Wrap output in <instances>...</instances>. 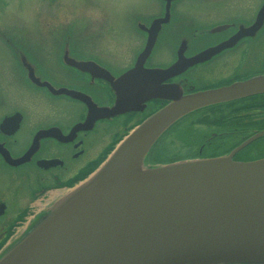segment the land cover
Segmentation results:
<instances>
[{
  "label": "flooded vegetation",
  "instance_id": "flooded-vegetation-1",
  "mask_svg": "<svg viewBox=\"0 0 264 264\" xmlns=\"http://www.w3.org/2000/svg\"><path fill=\"white\" fill-rule=\"evenodd\" d=\"M156 1L161 13L138 19L133 26L145 36L149 28L158 31L157 39L148 49L145 45L134 57L133 64L121 71L79 54L72 40L70 45L66 40L64 44L61 41L55 49L59 55L47 61L37 60L22 45L13 49L11 67L29 87V92L51 103L64 102L76 107L78 112L68 125L58 117L43 121L41 114L33 121L28 118L26 105H7L0 98V171L12 175L11 184L18 194L13 209L0 194V203L4 206L0 212V221L4 222L0 248L15 222L34 219L47 199V202L53 201L103 162L110 153L103 152L107 147L90 151L86 146L97 134L99 125L109 126L117 120L122 125H131L138 120L137 125L170 102L168 98L153 96L152 89L174 87L187 95L264 75V0H256L255 4V0H247L245 10L222 12L214 21L191 20L198 24L168 46L171 62L166 66H152L150 59L158 49L162 29L177 20L176 9L188 0ZM157 70L170 71L160 75L162 79L157 82L155 76L160 74ZM256 103L264 104V94L208 106L185 117L183 120L200 113L219 112V117L211 123L216 131L202 136L198 149H188L185 154L166 161L231 153V159L238 162L264 158V108L250 112L243 109ZM131 126L130 129L135 125ZM48 193V198L36 210L29 211ZM5 223L11 225L5 228Z\"/></svg>",
  "mask_w": 264,
  "mask_h": 264
},
{
  "label": "water",
  "instance_id": "water-1",
  "mask_svg": "<svg viewBox=\"0 0 264 264\" xmlns=\"http://www.w3.org/2000/svg\"><path fill=\"white\" fill-rule=\"evenodd\" d=\"M169 71L157 70V82ZM256 94H264V75L187 95L152 89L170 102L32 221L0 254V264H264V158L236 162L231 153L144 162L182 117Z\"/></svg>",
  "mask_w": 264,
  "mask_h": 264
},
{
  "label": "rangeland",
  "instance_id": "rangeland-1",
  "mask_svg": "<svg viewBox=\"0 0 264 264\" xmlns=\"http://www.w3.org/2000/svg\"><path fill=\"white\" fill-rule=\"evenodd\" d=\"M246 1L188 0L184 2L185 4L176 9L179 13L177 20L162 29L158 37L160 41L158 49L155 53L153 51L150 64L168 65L172 60L171 49L168 46H171L178 37L190 33L189 29L197 25V22L214 21L215 16L222 12L234 13L245 10ZM256 2L255 0L253 4ZM156 3V0H0L1 100L7 105H26L25 110L29 120L37 121L41 114L43 121L58 117L64 125H68L75 118L78 109L64 102H48L40 95L29 92L27 90L29 87L11 67V57L15 55L13 49L22 45L25 47L23 50L37 60L41 61L42 58L47 61L50 57L59 55V50L55 49L61 41L64 44L66 40L70 45L72 40L79 54L83 53L90 56L89 58L104 62L115 71H121L124 67L133 64L134 57L144 49L146 39L151 37L153 30L150 28L145 36L144 33L137 32L134 26L138 19L145 20L161 13L159 12L161 6ZM206 12L209 15L205 16ZM52 75L55 76L53 73ZM217 117L219 112L212 111L179 121L169 131L160 135L155 146L151 148L148 158L151 162H161L185 154L188 149H198L202 136L207 137L216 131L211 123ZM115 122L109 126L97 127V134L86 143L90 151H98L102 147H107L106 151L103 150L105 153L112 151L111 149L138 126L136 125L138 120L132 123L135 125L133 129H130L132 124L122 125L120 120ZM118 135L120 137L115 142H110ZM11 176L9 172L0 171L1 198L13 209L18 194L11 184ZM49 194L42 200L40 198L35 206L32 208L29 206L27 210L29 208H31L29 211L36 210ZM47 201L44 202L43 208L47 207ZM22 221L23 219L15 222L10 231L19 227ZM0 222L1 233L4 222ZM10 225L5 223V228Z\"/></svg>",
  "mask_w": 264,
  "mask_h": 264
},
{
  "label": "trees",
  "instance_id": "trees-1",
  "mask_svg": "<svg viewBox=\"0 0 264 264\" xmlns=\"http://www.w3.org/2000/svg\"><path fill=\"white\" fill-rule=\"evenodd\" d=\"M257 108H261V109L264 108V104L256 103L254 105L248 106V107L243 108V109H245L246 111L250 112L252 109H257ZM248 112H243V113H248Z\"/></svg>",
  "mask_w": 264,
  "mask_h": 264
}]
</instances>
